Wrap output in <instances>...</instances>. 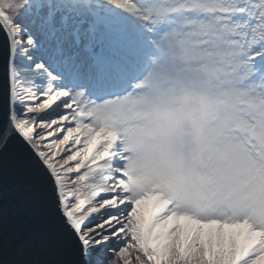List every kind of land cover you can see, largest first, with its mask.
<instances>
[{
	"label": "snow or ice",
	"instance_id": "1",
	"mask_svg": "<svg viewBox=\"0 0 264 264\" xmlns=\"http://www.w3.org/2000/svg\"><path fill=\"white\" fill-rule=\"evenodd\" d=\"M0 31V264H264V0H0Z\"/></svg>",
	"mask_w": 264,
	"mask_h": 264
},
{
	"label": "water",
	"instance_id": "2",
	"mask_svg": "<svg viewBox=\"0 0 264 264\" xmlns=\"http://www.w3.org/2000/svg\"><path fill=\"white\" fill-rule=\"evenodd\" d=\"M7 73V45L4 34L0 31V92H2L6 81ZM3 128L0 127V132ZM23 160L25 163V170L29 175L38 177L43 174V170L36 166L33 161L35 160L31 150L19 137H13L9 141V146L5 151L4 160L6 164H11L15 160ZM70 258V257H69Z\"/></svg>",
	"mask_w": 264,
	"mask_h": 264
},
{
	"label": "rangeland",
	"instance_id": "3",
	"mask_svg": "<svg viewBox=\"0 0 264 264\" xmlns=\"http://www.w3.org/2000/svg\"><path fill=\"white\" fill-rule=\"evenodd\" d=\"M37 132H39V127H37ZM133 257L136 255L134 252L132 253ZM118 264H120V262L118 261Z\"/></svg>",
	"mask_w": 264,
	"mask_h": 264
}]
</instances>
